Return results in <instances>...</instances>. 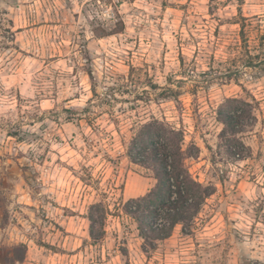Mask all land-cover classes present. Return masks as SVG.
Wrapping results in <instances>:
<instances>
[{
    "label": "rangeland",
    "instance_id": "rangeland-1",
    "mask_svg": "<svg viewBox=\"0 0 264 264\" xmlns=\"http://www.w3.org/2000/svg\"><path fill=\"white\" fill-rule=\"evenodd\" d=\"M103 1L0 0V264L20 244L11 264H264V0ZM116 12L124 30L94 36ZM250 96L260 111L241 160L215 112ZM152 117L199 148L187 167L215 193L188 235L178 226L146 253L119 206L156 184L126 156ZM99 201L111 215L94 245Z\"/></svg>",
    "mask_w": 264,
    "mask_h": 264
},
{
    "label": "trees",
    "instance_id": "trees-1",
    "mask_svg": "<svg viewBox=\"0 0 264 264\" xmlns=\"http://www.w3.org/2000/svg\"><path fill=\"white\" fill-rule=\"evenodd\" d=\"M103 3L107 5L111 0H104ZM115 16L117 19L113 28L107 30L102 25L93 27V35L106 38L120 34L124 30V24L117 12ZM240 25L243 35L244 24ZM88 76L93 81L91 72H88ZM151 89L158 87L151 86ZM161 89L171 93L165 95L163 99L177 101L175 98L177 94H172L174 93L172 88ZM95 93L93 90L94 95ZM90 111L91 108L87 107L83 114L89 116ZM259 111V104L252 96L227 98L219 104L215 113L222 130L218 138L228 156L241 160L249 156L250 149L244 145L241 136L256 125ZM198 154L199 148L194 143L185 144L183 129L175 127L164 118L152 117L137 125L127 146L126 156L131 163L151 170L156 184L143 196L131 198L119 207L120 212L136 224L138 235L143 241L144 252L154 251L157 243L170 238L178 226L181 227L183 234L188 235L207 199L215 193L213 186L196 181L189 172L187 161L196 158ZM262 167L264 172V163ZM109 215L111 211L103 201L92 203L88 207V232L94 245L104 239L105 222ZM14 249L19 254L17 256L12 254L11 257L6 255L3 263L11 264L24 260L26 247L20 244Z\"/></svg>",
    "mask_w": 264,
    "mask_h": 264
}]
</instances>
